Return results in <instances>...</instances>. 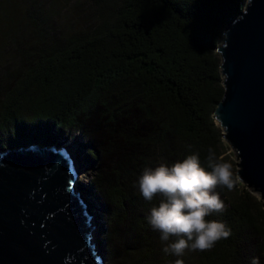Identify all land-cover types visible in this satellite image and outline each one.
<instances>
[{
	"label": "trees",
	"instance_id": "1",
	"mask_svg": "<svg viewBox=\"0 0 264 264\" xmlns=\"http://www.w3.org/2000/svg\"><path fill=\"white\" fill-rule=\"evenodd\" d=\"M84 1L81 25L48 2L0 0V151L79 136L112 264H264V204L238 181L213 118L223 94L215 49L246 0ZM209 148L236 183L217 186L226 209L206 219L231 235L165 254L147 220L160 197L146 201L138 178L194 153L211 171Z\"/></svg>",
	"mask_w": 264,
	"mask_h": 264
},
{
	"label": "water",
	"instance_id": "2",
	"mask_svg": "<svg viewBox=\"0 0 264 264\" xmlns=\"http://www.w3.org/2000/svg\"><path fill=\"white\" fill-rule=\"evenodd\" d=\"M223 94L213 112L240 183L264 201V0H246L216 46ZM69 149L0 151V264H105Z\"/></svg>",
	"mask_w": 264,
	"mask_h": 264
},
{
	"label": "clouds",
	"instance_id": "3",
	"mask_svg": "<svg viewBox=\"0 0 264 264\" xmlns=\"http://www.w3.org/2000/svg\"><path fill=\"white\" fill-rule=\"evenodd\" d=\"M207 162L211 171L194 153L171 166L162 163L155 168L145 167L138 178L139 192L146 201L160 197L147 220L160 234L165 254L182 257L185 251L210 250L217 241L231 235L224 222L206 218L226 209L217 186L232 190L236 181L231 166L219 162L211 148ZM175 264L184 262L176 259ZM251 264H259V259L253 258Z\"/></svg>",
	"mask_w": 264,
	"mask_h": 264
},
{
	"label": "rangeland",
	"instance_id": "4",
	"mask_svg": "<svg viewBox=\"0 0 264 264\" xmlns=\"http://www.w3.org/2000/svg\"><path fill=\"white\" fill-rule=\"evenodd\" d=\"M24 0H9V2H14L15 4H22ZM42 3L50 4L54 8L57 14H60V17H64L67 13L70 15L71 20H76L81 25L84 24V16L86 14V3L84 0H40ZM76 1H79V5L74 6V3ZM19 9L17 8L15 10V15L20 16L18 14ZM224 140V139H223ZM58 144L65 146L69 149L73 156V160L75 162V168L78 170V176H77V183L79 184V189L85 194L86 200L90 206V210L93 213V221L96 223V229L94 231L95 238L99 240V247L103 251L104 256L106 257L105 248L106 246V240L104 239L105 236V223H104V215H103V209L101 208L100 203L96 200L95 193L93 192V189L90 188V181L93 177V170L89 168L86 164L81 166L77 162L76 158H79L82 156L81 150H79V145L81 143V139L78 135H73L72 137H62L61 139L57 140L53 144ZM228 146V145H227ZM229 155L230 153L233 154L232 150L228 146L227 152ZM233 160L235 161V157L232 156ZM252 194L258 199L259 196L257 193L252 192ZM262 201V200H260ZM264 204V201H262ZM105 264H112L109 260L105 258Z\"/></svg>",
	"mask_w": 264,
	"mask_h": 264
}]
</instances>
